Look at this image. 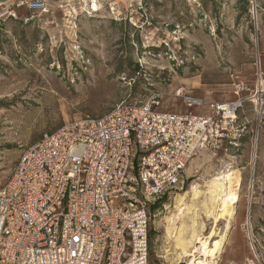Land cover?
I'll list each match as a JSON object with an SVG mask.
<instances>
[{
    "label": "rangeland",
    "instance_id": "1",
    "mask_svg": "<svg viewBox=\"0 0 264 264\" xmlns=\"http://www.w3.org/2000/svg\"><path fill=\"white\" fill-rule=\"evenodd\" d=\"M46 1L39 11L0 3V187L26 148L69 121L154 94L157 110L204 116L264 80V0H96V11L94 0ZM244 104L236 145L198 150L183 187L151 207V264H189L184 251L200 255L199 237L214 230L215 264H264V117L257 136ZM230 169L240 170L238 198L216 224L224 210L209 182Z\"/></svg>",
    "mask_w": 264,
    "mask_h": 264
},
{
    "label": "built area",
    "instance_id": "2",
    "mask_svg": "<svg viewBox=\"0 0 264 264\" xmlns=\"http://www.w3.org/2000/svg\"><path fill=\"white\" fill-rule=\"evenodd\" d=\"M17 6L39 11L47 1ZM259 78L254 94L214 103L204 116L157 110L160 95L154 94L44 134L0 187V264H151V207L183 187L198 150H218L224 139L236 145L246 130L237 124L246 100L254 104L258 136L264 117Z\"/></svg>",
    "mask_w": 264,
    "mask_h": 264
},
{
    "label": "bare ground",
    "instance_id": "3",
    "mask_svg": "<svg viewBox=\"0 0 264 264\" xmlns=\"http://www.w3.org/2000/svg\"><path fill=\"white\" fill-rule=\"evenodd\" d=\"M98 9H99V5L97 4L96 0H94L93 10L96 11ZM209 183H210V185H209L210 193L213 194L214 197H218L219 196L221 198V203L220 204H221V206H222V208L224 210V212L220 211V212L217 213L216 216H214L215 217V222L217 224L219 222V219L222 218L225 215L226 212L228 213L230 211V209H229V200L238 198V191H239V187L241 186L240 170H238V169H230L228 172L216 175L215 177L212 178V180ZM195 188H196V186H195ZM184 209L185 208H183V207H179L178 211L180 213H182L184 211ZM231 213H232V211H231ZM228 222L230 223V220H228ZM215 234H216V230H214L209 236L199 237V241L202 242L201 244L203 246V248H202V250L200 252V255H196L197 250L195 252H192V253H189L187 250L184 251L186 256H190L191 257L189 259V264H215L216 263V260H215L216 254L219 252V250L221 248L222 240H221V242L219 241L218 243H216L214 245V250H213V248H211L212 249L211 250L210 247L212 245L211 244L212 237Z\"/></svg>",
    "mask_w": 264,
    "mask_h": 264
},
{
    "label": "trees",
    "instance_id": "4",
    "mask_svg": "<svg viewBox=\"0 0 264 264\" xmlns=\"http://www.w3.org/2000/svg\"><path fill=\"white\" fill-rule=\"evenodd\" d=\"M164 198L165 197H163L159 202H157L156 204H154L153 207H157L162 201H164Z\"/></svg>",
    "mask_w": 264,
    "mask_h": 264
},
{
    "label": "crops",
    "instance_id": "5",
    "mask_svg": "<svg viewBox=\"0 0 264 264\" xmlns=\"http://www.w3.org/2000/svg\"><path fill=\"white\" fill-rule=\"evenodd\" d=\"M9 0H0V3H7Z\"/></svg>",
    "mask_w": 264,
    "mask_h": 264
}]
</instances>
